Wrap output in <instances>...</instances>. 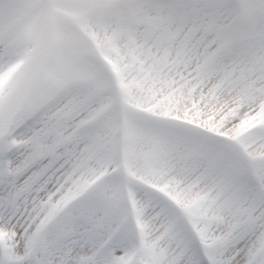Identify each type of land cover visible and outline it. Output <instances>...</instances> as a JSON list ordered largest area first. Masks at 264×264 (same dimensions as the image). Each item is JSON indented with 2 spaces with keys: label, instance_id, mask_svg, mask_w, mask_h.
Wrapping results in <instances>:
<instances>
[{
  "label": "snow or ice",
  "instance_id": "snow-or-ice-1",
  "mask_svg": "<svg viewBox=\"0 0 264 264\" xmlns=\"http://www.w3.org/2000/svg\"><path fill=\"white\" fill-rule=\"evenodd\" d=\"M0 264H264V0H0Z\"/></svg>",
  "mask_w": 264,
  "mask_h": 264
}]
</instances>
